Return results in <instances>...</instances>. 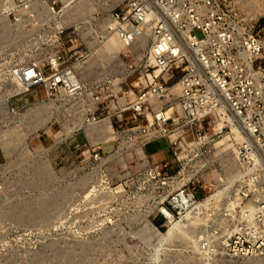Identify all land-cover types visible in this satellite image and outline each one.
<instances>
[{
	"label": "built area",
	"instance_id": "1",
	"mask_svg": "<svg viewBox=\"0 0 264 264\" xmlns=\"http://www.w3.org/2000/svg\"><path fill=\"white\" fill-rule=\"evenodd\" d=\"M59 5V0H11L2 9L25 53L21 59L9 58L1 68L5 81L22 90L18 95H37L41 89L45 100L70 102L85 93L77 70L90 52L78 28L69 31L57 23L67 8ZM107 28L126 49L146 40L141 58L128 51L123 54L128 59L126 74L136 77L132 98L121 111H130L138 122L130 130L131 140L144 147L164 139L172 154L169 161L151 164L148 172L158 181L155 194H164L154 206L160 225L150 222L151 226L159 233L174 224L198 231L192 250L204 264L264 259V42L260 33L247 24L231 0H121L111 10ZM38 52L41 58L30 55ZM173 79L176 96L170 87ZM86 123L98 122L91 116ZM205 127L212 136L203 135ZM187 135L198 145L193 150H184L190 141ZM218 135L227 139L235 168L229 179H219L218 184L207 181L209 194L200 196V187H205L196 185L195 175L186 169L188 161L205 145H215ZM181 152L189 158L180 159ZM98 158L95 153L93 159ZM61 224L65 225L62 231L72 229L65 221Z\"/></svg>",
	"mask_w": 264,
	"mask_h": 264
},
{
	"label": "rangeland",
	"instance_id": "2",
	"mask_svg": "<svg viewBox=\"0 0 264 264\" xmlns=\"http://www.w3.org/2000/svg\"><path fill=\"white\" fill-rule=\"evenodd\" d=\"M10 1L0 0V132L9 142L7 153L0 144V264H204L192 250L198 231L188 229L177 237L184 242L175 238L160 245L144 228L145 219L160 225L154 206L164 197L155 194L158 181L148 172L152 163L171 154L166 151L150 161L145 146L130 137L138 122L130 111L121 112L132 98L136 78L126 74L128 59L123 54L128 51L139 59L144 53L136 45L109 54L103 48L110 12L121 0H59V7H67L62 25L69 31L78 28L90 57L77 70L85 93L47 111L41 89L37 95H18L22 90L4 79L5 61L25 54L17 30L11 31L2 16ZM231 1L264 42V0ZM79 3L91 11L80 18L70 16L69 10ZM30 55L41 58L39 52ZM175 81H170L172 96ZM91 116L97 124L86 123ZM105 122L110 139H89L86 130ZM203 135L212 136V130L205 127ZM224 137L215 136V145H205L188 161L186 169L195 175L196 185L205 187H200V196L209 194L207 181L229 179L235 168L231 152L229 166L221 162L217 144ZM197 146L190 140L184 150ZM187 158L180 153V159ZM63 221L72 229L62 231ZM254 261L207 263H258Z\"/></svg>",
	"mask_w": 264,
	"mask_h": 264
},
{
	"label": "bare ground",
	"instance_id": "3",
	"mask_svg": "<svg viewBox=\"0 0 264 264\" xmlns=\"http://www.w3.org/2000/svg\"><path fill=\"white\" fill-rule=\"evenodd\" d=\"M104 3H105V1H103V4ZM90 11L91 10L90 9L88 10V7L86 6V3H79L73 9L69 10V15L72 16V17L74 16V17H79L80 18V17L86 16V14L89 13ZM62 19H63V17L61 16L59 22H57V23L62 25V21H63ZM9 27L11 28V31H12V29H14L13 26H11V25ZM145 43H146V40H145V38H143V39H140V41L136 44V46H138V48L144 50L145 49ZM103 48L108 54L110 52H113L117 48H120L122 50L126 49V48H124L122 46L121 42L117 39V37L114 34L110 33V32L108 33L106 42H104V44H103ZM175 89H176V87H175ZM176 91H177V89H176ZM45 101L47 102L44 105V107L46 108V111L49 110L51 107H55V104H62L64 102H66V100H64L63 98H58L57 100L48 99V100H45ZM174 106H176V104ZM47 121H48V119H47ZM43 125H45V122H43L42 125H39V126L42 127ZM217 127L219 128L220 125H218ZM86 132H87V136L89 137V139H99L101 141H103V140L106 141V140L110 139L109 138L110 137L109 136L110 135L109 134L110 127L108 126V122H105L102 126H99L97 129L91 130V129L88 128L86 130ZM0 144H1L2 148L4 149L5 153H7V148H8L9 142H8L7 138L5 137V135L2 134L1 132H0ZM217 146H218L219 149H221L220 153H222V155L220 156V159H221V162H222L223 166L224 167H228L229 166L228 165L229 164L228 163L229 162L228 157H230V152L231 151H230V146L227 143V139L224 138L223 140H221L220 143L217 144ZM218 180L219 179L215 180L216 183H217ZM185 181H186L185 179L181 180V182L177 183V187L180 186ZM144 225H145L144 226L145 231L147 233H149L150 235H152V238L153 237L156 238L157 239L156 243H158L160 245H162L161 242L167 243V242L177 238L181 234L185 235L187 233V231H188V228L187 229L186 228L183 229L181 226H179V224H174V225H172V227L166 233L160 234L157 230H155L151 226L149 221H146V219H145ZM179 227H181V228H179ZM257 260H258L257 264H260L261 262L262 263L264 262V259H257ZM252 264H254V263H252Z\"/></svg>",
	"mask_w": 264,
	"mask_h": 264
},
{
	"label": "crops",
	"instance_id": "4",
	"mask_svg": "<svg viewBox=\"0 0 264 264\" xmlns=\"http://www.w3.org/2000/svg\"><path fill=\"white\" fill-rule=\"evenodd\" d=\"M145 151L148 154V157L150 158V161L154 156H160L161 154H164V152L169 151L171 154V151L164 139H158L152 142H149L145 145ZM172 154L167 158L162 157L160 161L157 163H152V165H158L162 162H166L171 160Z\"/></svg>",
	"mask_w": 264,
	"mask_h": 264
}]
</instances>
